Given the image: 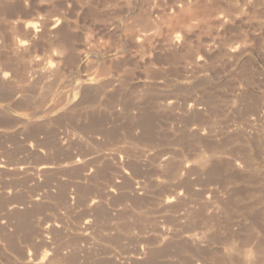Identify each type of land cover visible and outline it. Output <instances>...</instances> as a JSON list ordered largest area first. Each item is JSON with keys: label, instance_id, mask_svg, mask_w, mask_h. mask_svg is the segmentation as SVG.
<instances>
[{"label": "rangeland", "instance_id": "obj_1", "mask_svg": "<svg viewBox=\"0 0 264 264\" xmlns=\"http://www.w3.org/2000/svg\"><path fill=\"white\" fill-rule=\"evenodd\" d=\"M0 264H264V0H0Z\"/></svg>", "mask_w": 264, "mask_h": 264}, {"label": "bare ground", "instance_id": "obj_2", "mask_svg": "<svg viewBox=\"0 0 264 264\" xmlns=\"http://www.w3.org/2000/svg\"><path fill=\"white\" fill-rule=\"evenodd\" d=\"M22 46H23V45H22ZM46 68H47V67H46ZM47 69H48V68H47ZM52 70H53V69H52ZM45 71H46V70H45ZM4 75H5V74H4ZM4 77H5V76H4ZM19 121H20V120H19ZM46 167H47V166L44 165L43 168H42V167H40V168H42V170H45V171H46ZM40 168H39V170H40ZM42 170H40V171L42 172ZM47 170H48V169H47ZM114 189H115V188H114ZM112 191H113V190H111V191H109V192H107V193H108V194H113ZM66 199H67L68 202H69V197H66ZM35 201H36V200H35ZM168 202H169V201H168ZM168 202H167V203H168ZM93 204H94V202L91 203V206H92ZM68 205H69V204H68ZM42 241H43V240H42ZM36 262H37V261H36ZM41 263H42V262H41Z\"/></svg>", "mask_w": 264, "mask_h": 264}]
</instances>
